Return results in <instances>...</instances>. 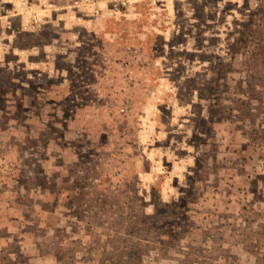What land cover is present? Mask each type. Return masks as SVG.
<instances>
[{
	"label": "rangeland",
	"instance_id": "1",
	"mask_svg": "<svg viewBox=\"0 0 264 264\" xmlns=\"http://www.w3.org/2000/svg\"><path fill=\"white\" fill-rule=\"evenodd\" d=\"M0 264H264V0H0Z\"/></svg>",
	"mask_w": 264,
	"mask_h": 264
}]
</instances>
